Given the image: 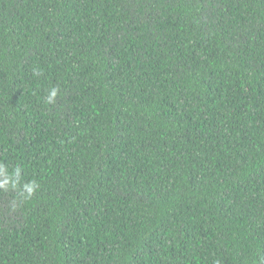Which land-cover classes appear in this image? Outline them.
Here are the masks:
<instances>
[{
	"label": "trees",
	"instance_id": "obj_1",
	"mask_svg": "<svg viewBox=\"0 0 264 264\" xmlns=\"http://www.w3.org/2000/svg\"><path fill=\"white\" fill-rule=\"evenodd\" d=\"M0 264H264V0H0Z\"/></svg>",
	"mask_w": 264,
	"mask_h": 264
},
{
	"label": "clouds",
	"instance_id": "obj_2",
	"mask_svg": "<svg viewBox=\"0 0 264 264\" xmlns=\"http://www.w3.org/2000/svg\"><path fill=\"white\" fill-rule=\"evenodd\" d=\"M55 96H56V90L53 89V90L51 91V93H50V96H49V102H51V101H52V98H54Z\"/></svg>",
	"mask_w": 264,
	"mask_h": 264
}]
</instances>
